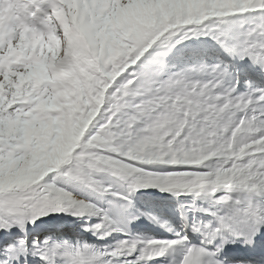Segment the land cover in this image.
I'll use <instances>...</instances> for the list:
<instances>
[{"label":"snow or ice","instance_id":"6c2138e0","mask_svg":"<svg viewBox=\"0 0 264 264\" xmlns=\"http://www.w3.org/2000/svg\"><path fill=\"white\" fill-rule=\"evenodd\" d=\"M156 262L264 264V0H0V264Z\"/></svg>","mask_w":264,"mask_h":264},{"label":"bare ground","instance_id":"6f19581e","mask_svg":"<svg viewBox=\"0 0 264 264\" xmlns=\"http://www.w3.org/2000/svg\"><path fill=\"white\" fill-rule=\"evenodd\" d=\"M149 228L155 229V226L152 225H147ZM159 230H155V231H149L148 234L144 233L145 235H156V232ZM157 238H162V237H157ZM156 264H159V262H156Z\"/></svg>","mask_w":264,"mask_h":264},{"label":"rangeland","instance_id":"374dc122","mask_svg":"<svg viewBox=\"0 0 264 264\" xmlns=\"http://www.w3.org/2000/svg\"><path fill=\"white\" fill-rule=\"evenodd\" d=\"M145 225H148V222L147 221H144ZM146 234H148V232H146Z\"/></svg>","mask_w":264,"mask_h":264}]
</instances>
